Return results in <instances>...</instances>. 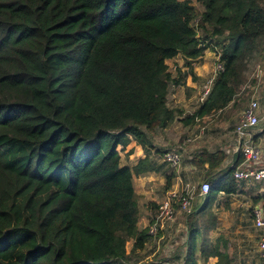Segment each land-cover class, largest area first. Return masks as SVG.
<instances>
[{
  "label": "trees",
  "instance_id": "1",
  "mask_svg": "<svg viewBox=\"0 0 264 264\" xmlns=\"http://www.w3.org/2000/svg\"><path fill=\"white\" fill-rule=\"evenodd\" d=\"M195 1L202 12L191 0H0V264H130L144 249L132 179L154 167L122 164L118 146L144 147L175 120L167 96L182 75L166 61L191 69L220 47L202 116L235 104L247 61L264 51V0ZM224 158L202 150L194 164L210 173ZM241 161L208 174L200 200L236 193ZM252 199L264 205V192ZM196 244L185 264H197Z\"/></svg>",
  "mask_w": 264,
  "mask_h": 264
},
{
  "label": "crops",
  "instance_id": "2",
  "mask_svg": "<svg viewBox=\"0 0 264 264\" xmlns=\"http://www.w3.org/2000/svg\"><path fill=\"white\" fill-rule=\"evenodd\" d=\"M215 50L216 51L214 54V59L216 61L217 54H219L220 50H218V48H215ZM204 55L201 56V58L204 57ZM177 57L178 56L167 60V64L169 65L170 62L177 60ZM194 63L195 62H192L191 69H189L188 66L183 65V67L178 69L176 73L174 71L175 69L170 70V72L175 76L178 74V72L182 75L180 84L170 85L167 96V105L177 111L175 120L180 119V122L184 119L186 120L187 117L177 115L180 110H177L176 108L179 107L181 109V107H185L186 102L190 101L192 97H194L195 93H198L200 97L201 88L208 77L211 75V71L213 69L212 67V69L207 72L208 69H205V66L208 63L196 67L193 66ZM257 68H259V65ZM185 69L188 71L185 72ZM255 74L257 76V78L255 77L256 81L259 82L261 76L260 68ZM199 97L196 99L197 104L195 108H197V106L201 104L199 102ZM253 99L256 100L257 97ZM230 106L231 103H229L222 110H218L217 112H212L210 114H204L202 116L196 115V109L193 110V114L195 113V115L193 119H190L192 125L188 126L187 128V133L192 134V136H187L185 138V140L183 141L182 151L190 142H194L193 146L196 149L192 154L185 153L189 156L188 158H190V161L189 164L183 163V166L179 168L182 170L180 175L182 181L185 177V171L188 169L199 170L202 176H199L198 180L201 182L209 178L208 174H220L219 171H223L224 168L232 165L233 161L236 158V155L240 153L239 151H236L238 143L235 135V128L234 132L229 131L226 126H223L221 124L222 122L220 121V117L221 119L224 118L223 112L225 110H229L228 108ZM261 118L264 119V112L261 114ZM167 130L169 129L165 127L156 128L151 132H147V143L144 147H142L133 138L124 148L118 146L120 156H122V153L124 154V157H122L123 164L133 166L140 159L147 157L151 165L154 167V171L146 172L138 176H133L132 179L133 187L138 197L139 218L137 226L140 229L147 227L150 220L154 216L155 211L152 210V207H154L153 204L155 203L156 205H158L164 199L167 193L164 192L163 194L162 191V194L158 193V186L162 185L164 180H166L168 177H166L167 173L164 171L165 169L159 166L161 162L168 164L167 162L163 161L162 154L164 153L161 149V146L165 143V137L168 135ZM259 140L260 141L257 142V144L261 151L260 165L264 166V134L259 137ZM202 150H208L209 152L221 150L224 153L225 158L220 167L208 173L207 163H205L203 166L195 165L194 161L199 159V155ZM170 151H176L180 155L179 150ZM200 184L197 188L196 198L194 196L193 189L179 187V189H181L179 191L176 189L172 190L178 192H192V212L190 214H185L180 209H177L174 219L168 222L164 229H161L157 234L159 236V234L161 233L159 236V240H155L158 237L157 235L154 237L151 236L148 242L145 244L142 253H146L149 249H151L150 253L152 256H154L155 254L158 255L159 246L161 250L166 247L165 249H163V251L167 254L168 258L173 259L175 262L179 261L185 264V261L188 259L191 253V242L195 238L197 244L196 248L193 250L192 258L197 262V264H199L200 258H202L204 262H207L208 260H211V262H216L218 260L216 256L206 259L205 256L202 255L200 245L206 248V252H208L209 250H214L217 247L220 252L226 253L225 243L227 242V237L225 236L227 235H223V233L227 234L225 233L226 230L228 232H230L231 230L233 232H241L242 234L247 232L246 226H244V224L245 222L247 223L249 210H252L253 205H263L261 203H255L252 204L251 207L249 206V194L252 193L254 198L264 192L263 186L259 187L256 190L253 188V186L251 187V184L261 183H248L244 181H238V189L236 193H233L231 195L218 193L216 197L211 198L206 203H204L205 200H200V197H204L207 194H203L200 192ZM251 226L256 231L257 239L258 232L253 226V217ZM193 233H195V236H193ZM159 241H161L160 244ZM220 241L222 242L220 243ZM127 243H130L132 245V241H128ZM173 243L174 247L172 246ZM171 248L173 249L172 252H170ZM166 249L169 251H165ZM227 254L229 255V253Z\"/></svg>",
  "mask_w": 264,
  "mask_h": 264
},
{
  "label": "rangeland",
  "instance_id": "3",
  "mask_svg": "<svg viewBox=\"0 0 264 264\" xmlns=\"http://www.w3.org/2000/svg\"><path fill=\"white\" fill-rule=\"evenodd\" d=\"M192 4L197 8L198 13L203 11L202 5H200L198 2L195 0H191ZM198 34L200 37H203L204 34L200 31H198ZM216 48L220 50V47L216 45ZM215 49L212 50L211 48L206 49L204 52V57H200L201 59L198 58V60H195L193 66H202V64H207L205 66V69H208L207 72L212 69L213 65L215 64ZM177 60H174L170 62L168 65L169 70L175 69V73L178 69L183 67V65H186L185 61L182 59V57L178 56L176 58ZM259 65V68L261 70V76L259 82L256 81L255 78V73L257 71V68ZM187 69V68H186ZM184 70L185 72L188 70ZM196 73V72H195ZM245 79L243 85L240 86L239 92L235 97V104H231V106L228 108L229 110H223L224 114L220 121L222 122L221 124L223 126H226V128L229 131L234 132V128L236 123L238 122V119L240 118L241 112L248 106L250 101L253 98L257 97L258 101V109L257 113L259 117L261 118V114L264 112V51L262 52L261 56L260 55H255L252 57L250 60L247 61L246 65V70L244 72ZM192 76V74H191ZM257 89V90H256ZM199 97V94L195 93L194 97L190 101L186 102L185 107H177V110H180L177 115L182 116V117H191L193 114V110L196 109V99ZM260 111V112H259ZM186 118V119H187ZM189 121L186 122L185 119L180 122V119H176L173 121L169 126L166 128L169 129L167 130L168 135L165 137V143L161 146L162 152H167L170 150H179L180 156H181V161L180 164L177 168H172L170 165L161 162L159 166L167 173L166 177L167 179L164 180L163 184L158 186V193H161V191L166 193L167 191L170 190H181L179 187H184L187 189H193L194 196L196 198V193H197V188L198 185L201 183V181L198 180V177L202 176L200 174L199 170L197 169H188L185 171V181L181 179L180 175L182 170L179 169L183 166L184 164H189V156L185 153L192 154L193 151L196 149L193 144L194 142H190L187 144L182 151L183 147V141L187 136H192V134L187 133V128L188 126L192 125V122L190 121V118H188ZM264 126V119L261 118L258 126L255 129V141L259 142V137L262 136L264 133L262 132ZM120 149V148H119ZM163 155V154H162ZM121 157V163L123 164L122 157H124V154L122 153ZM172 176V177H171ZM253 186L254 189H258L259 187L263 186L264 184H251V187ZM192 193V192H190ZM255 193V192H253ZM162 194V193H161ZM250 196L248 197L249 200V206L253 204V194H249ZM195 200V199H194ZM155 204V203H154ZM156 205V204H155ZM249 207V209H250ZM152 210H155V207H152ZM252 224V217H251V211L249 210V215L247 217V223L245 222L244 226H246L247 232L242 234L241 232H233L232 230L228 232L227 230L223 235H227L225 240L227 241L225 243V251L226 253H229L230 256V261L229 264H257L259 257H258V252L256 250V231L255 229L251 226ZM183 233V232H182ZM161 234V233H160ZM159 234V236H160ZM184 234V233H183ZM158 236V235H157ZM159 236L155 240H159ZM193 236H195V233H193ZM224 239V238H222ZM161 240V239H160ZM161 241H159L160 244ZM222 241H220L221 243ZM189 244V243H188ZM174 247V243L172 244ZM166 248V247H165ZM163 248V249H165ZM131 249V244L127 243L126 244V251L129 252ZM161 250L160 246L158 247V255L152 256L149 249L146 253H142V251L139 252H134L130 258L129 263L130 264H142V263H160V264H183L182 262H175L173 259L168 258L167 254ZM223 249V248H222ZM169 251V250H165ZM173 249H170V252H172ZM163 253V254H162ZM199 264H219L218 260L212 261L208 260L207 262H204L202 258L199 260Z\"/></svg>",
  "mask_w": 264,
  "mask_h": 264
},
{
  "label": "built area",
  "instance_id": "4",
  "mask_svg": "<svg viewBox=\"0 0 264 264\" xmlns=\"http://www.w3.org/2000/svg\"><path fill=\"white\" fill-rule=\"evenodd\" d=\"M222 70L223 64L219 61V54H217L211 75L201 88L199 97L200 103L207 98L211 91L215 76ZM255 77L257 78L256 74ZM257 109L258 102L252 99L248 106L241 112L240 118L235 125V135L238 143L236 151H239L242 155V161L233 171V176L238 181L264 184V166L260 165L261 151L255 141V129L260 122V118L256 112ZM163 161L167 162L171 167H177L180 163V155L176 151L164 152ZM209 190V182H201L200 192L206 194ZM192 199V193L189 191H167L164 199L158 204L154 216L147 225L148 234L152 237L156 236L161 229H164L168 222L174 219L177 209H180L185 214H190L192 212ZM251 213L253 217V226L258 232L257 251L259 260L257 264H264V205H253Z\"/></svg>",
  "mask_w": 264,
  "mask_h": 264
}]
</instances>
